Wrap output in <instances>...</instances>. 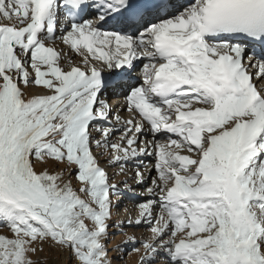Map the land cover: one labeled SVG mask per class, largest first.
Segmentation results:
<instances>
[{
	"label": "snow or ice",
	"instance_id": "snow-or-ice-1",
	"mask_svg": "<svg viewBox=\"0 0 264 264\" xmlns=\"http://www.w3.org/2000/svg\"><path fill=\"white\" fill-rule=\"evenodd\" d=\"M137 61L142 83H121ZM253 75L264 80V0H0V264H42L31 257L44 244L72 264H112L123 193L106 167L125 174L121 162L139 156L156 172L127 221L150 233L133 248L139 264L161 254L163 264H264V87ZM30 86L44 94L26 96ZM125 87L133 118L115 116L112 142L103 95ZM132 180L146 184L139 168Z\"/></svg>",
	"mask_w": 264,
	"mask_h": 264
},
{
	"label": "rangeland",
	"instance_id": "rangeland-1",
	"mask_svg": "<svg viewBox=\"0 0 264 264\" xmlns=\"http://www.w3.org/2000/svg\"><path fill=\"white\" fill-rule=\"evenodd\" d=\"M4 23H7L4 21ZM64 50V49H63ZM58 51H61V48H58ZM63 55V54H62ZM67 58L64 60H61V66L64 68V70H69V66L67 64ZM78 60V61H75ZM79 61L80 59H73V62L75 65L79 66ZM39 94H44L40 91V89L35 88V87H29L26 91V96L30 95H39ZM127 114L130 115V113L125 109L122 111L121 114ZM105 127V126H103ZM123 127V125H122ZM92 134L95 138L99 139L100 134L99 132H96L94 129L92 131ZM122 133L120 131H113V134L111 136V141L115 142L119 136ZM165 142V141H162ZM140 144V141H138V146ZM94 152L96 149H93ZM138 159V157H137ZM136 162L139 163V161L136 160ZM35 163V168L37 171L42 170L44 167H47L50 172L52 171H61L63 169L62 165L59 166H53L51 163L48 165H42L39 162H34ZM121 163H124L125 166V174H120L118 175L120 169L119 165L116 166H109L106 167L107 173H109L110 180L112 182H117L120 185V188L125 191L123 195L120 197L118 202L116 203V206L113 207L112 209V218L110 221V231H109V237L108 240L106 241L108 253H109V259L112 260V264H139V254L135 253L133 251L134 247H140V241L143 239H146L150 233L148 232V226L145 225H128L127 221L129 219H136L138 217V208L137 205L146 199L145 195L143 193L145 192V189L147 187H151V181L153 178L156 177V172L153 168V165L155 163V158L153 156H150V158L147 160L146 163H139L140 167H138L145 175L146 177V184L143 186H138L133 183V180L131 179L134 174L136 168L125 163V161H122ZM100 166H104V161L101 160ZM133 167V168H132ZM135 168V169H134ZM131 169V170H130ZM64 176L66 179L71 178L73 186L78 188V183L75 180V170H72L71 175L69 176L68 171H64ZM123 181H127L128 184L132 185L135 188V193L128 192L124 188V184L122 183ZM135 195H140L142 198L139 200H134ZM152 199L157 200L159 199V196L152 197ZM122 205H121V204ZM160 211L159 206H157L154 209V216L157 215ZM125 222L122 227H118L117 225L121 222ZM115 229L118 230L115 232ZM0 234L7 235V229L0 228ZM128 237H134L136 240V243H127L125 244L124 241L128 239ZM117 245H120L122 247V251H116L115 248ZM31 259L35 261H40L42 264H72V261L70 260V257L67 252H60L57 249H54L50 247L48 244L43 245V251L37 252L34 256L31 257ZM157 264H163V254H161L160 260L157 261Z\"/></svg>",
	"mask_w": 264,
	"mask_h": 264
},
{
	"label": "bare ground",
	"instance_id": "bare-ground-1",
	"mask_svg": "<svg viewBox=\"0 0 264 264\" xmlns=\"http://www.w3.org/2000/svg\"><path fill=\"white\" fill-rule=\"evenodd\" d=\"M88 18H91L90 16L88 17ZM60 33H58V35H57V37H59L60 35H59ZM55 46H56V48H57V50H58V48H61V53L63 54L64 52H68L69 53V56H71L72 57V60L73 59H80L78 56H76V54L75 53H72L66 46H64V45H62L61 43H60V41H59V39H57L56 41H55ZM64 49V50H63ZM67 57H65V59H66ZM68 59V58H67ZM64 60V59H63ZM75 61H78V60H75ZM65 62H67L66 60H65ZM73 64H74V62H73ZM136 65L138 66V65H143V61H137L136 62ZM69 66V65H68ZM69 68V67H68ZM253 71H254V69H253ZM136 86H139L141 83H142V80H137L136 82ZM255 83H256V86L258 87V88H260V87H264V85L262 84V83H260V80H256L255 81ZM128 93V92H127ZM115 100H118V99H115ZM114 108H116L115 106H114ZM113 108V109H114ZM116 111H117V108L115 109ZM124 114V113H123ZM117 115H121L119 112L117 113ZM116 115V116H117ZM125 115V114H124ZM121 118H122V116H120ZM136 119H139V117L137 116V117H135ZM125 119H127V118H124V120ZM129 119V118H128ZM117 126V125H116ZM119 127H117V129H120V128H122V125H118ZM118 132V131H117ZM168 135H170V134H161V135H158L155 139H157V140H160L161 142L165 139H167V136ZM173 138H175V137H173ZM153 139V137L151 136V134L150 133H147V132H145L141 137H140V140H152ZM140 140H138V141H140ZM166 142V141H165ZM137 146H138V142H137ZM148 157H150V156H148ZM148 157H147V159H148ZM146 159V160H147ZM132 160H134V159H132ZM130 163H132V161H130ZM132 165V164H131ZM130 166V165H129Z\"/></svg>",
	"mask_w": 264,
	"mask_h": 264
}]
</instances>
